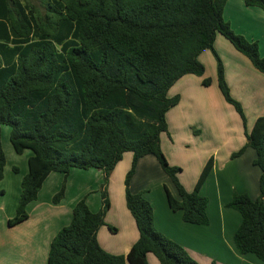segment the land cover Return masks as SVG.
I'll use <instances>...</instances> for the list:
<instances>
[{"label":"trees","instance_id":"1","mask_svg":"<svg viewBox=\"0 0 264 264\" xmlns=\"http://www.w3.org/2000/svg\"><path fill=\"white\" fill-rule=\"evenodd\" d=\"M25 1L0 0V129L10 128L9 142L17 155L31 153L15 215L7 225L26 220V207L49 174L64 175L51 200L56 204L70 169L102 170L106 180L130 152L124 202L138 233L136 242L125 256L110 255L98 246L96 233L109 207L103 185L100 211L91 213L85 199L79 200L69 224L51 241L47 264H148L147 254L159 264H197L154 229L150 204L142 193H130L129 181L138 159L152 155L179 197L175 200L164 188L169 209L180 211L185 223L208 224L207 200L199 190L211 172L212 158L187 193L176 178L180 169L170 167L160 150L159 136L167 131L165 114L178 103V96L168 98L167 92L185 75L202 76L197 57L210 50L217 62L218 89L245 128L213 42L221 35L264 74L257 43L235 34L223 19L226 0H54L59 8L48 6L56 19H37L40 23L27 15ZM243 4L264 12V0ZM209 83L202 81L204 86ZM244 134L245 145L231 158L247 147L254 150L259 194L251 200L235 193L225 207L241 217L233 235L237 253L252 254L264 263V116ZM4 167L0 142V181Z\"/></svg>","mask_w":264,"mask_h":264},{"label":"crops","instance_id":"2","mask_svg":"<svg viewBox=\"0 0 264 264\" xmlns=\"http://www.w3.org/2000/svg\"><path fill=\"white\" fill-rule=\"evenodd\" d=\"M223 19L229 23L235 34L247 41L256 42L259 55L264 59V12L257 8H246L243 0H226ZM213 51L226 70L223 75L233 99L242 107L245 128L230 105L223 102L220 91L217 90L215 74H209L208 87L201 86V78L185 75L173 84L174 89L168 91L170 93L171 90H176L178 93L176 96L179 101L173 108L179 109L181 116L189 113L194 115L198 111L211 119V122L205 123L199 117L197 124L190 123L197 126L200 134H190L188 129L186 140H173L175 145L172 146L176 152L181 153L179 150L182 147L194 148L188 155H183L184 160L174 157V163L169 162L172 166L180 167L178 183L185 192L190 193L205 162L212 158L211 172L199 190V194L207 200L205 213L208 224L201 226L185 223L180 211L173 212L169 209L164 188L175 200H179V197L170 178L161 170L152 155L138 159L129 191L132 194L143 192V198L152 208L154 229L181 246L197 264H264L252 254L237 253L233 245V235L239 227L241 217L235 210L225 207L235 193L246 194L251 200H255L259 194L260 171L253 165L256 157L254 150L247 147L240 156L231 158V155L245 145L244 131L249 133L255 120L264 116V74L258 72L221 35L215 36ZM211 53L204 50L197 60L203 66L204 63H209L214 71L215 61ZM205 69L203 67V77H207ZM208 110L211 112L208 113ZM221 110L226 115L224 123L220 121ZM171 111L168 110L165 114L166 122L170 119ZM179 118L183 120L182 117ZM9 132L10 128L5 135L7 141ZM131 157L129 152L124 153L121 162L109 174V207L103 217L105 225L99 227L96 233L98 246L114 256H125L138 238L134 221L125 207L123 191L115 189L117 201L111 200L115 174L122 177L121 171L127 170ZM116 168L118 169L115 170ZM87 174L88 170L70 169L64 180L63 197L56 204L51 200L60 190L64 175L49 174L42 183L36 200L26 207V220L14 226H8L7 221L14 217L17 203L15 202L9 213L6 206L0 204V264H47L49 245L58 231L71 221L74 205L85 199L87 193L95 190L94 182L101 183L99 171L90 173V180L87 179ZM20 181L15 183L17 195L21 191ZM0 194L5 196L6 191L3 189ZM86 199L89 211L96 213L100 208L97 200L89 196ZM146 260L148 264H159L151 254L146 255Z\"/></svg>","mask_w":264,"mask_h":264},{"label":"rangeland","instance_id":"3","mask_svg":"<svg viewBox=\"0 0 264 264\" xmlns=\"http://www.w3.org/2000/svg\"><path fill=\"white\" fill-rule=\"evenodd\" d=\"M57 3H59V2H57ZM22 4L26 6L27 15L31 14L32 17L38 23H40V22L37 19H40L42 21H45L47 18L50 21H53V20L56 19V16L52 14V11H51L50 7L48 6V4L50 6L56 7V9L59 8V7L56 6L54 0H51V2L46 1V0H26ZM208 51H210V50H208ZM210 53H211V51H210ZM211 55H212L211 57H213L212 59L215 61L214 71H213V68L211 67V65H209V63L206 62L207 65L204 63V66H203L198 61L201 64L202 67H204V68L206 67L205 75L207 77H203V75L202 76H196L198 78H201V86L202 87H208L210 85V84H208V85L204 86L202 84V81L204 79H208L209 74L210 75L211 74H215L216 82H217V66H216L217 62H216L214 54L211 53ZM225 71L226 70L223 67V74H224ZM203 74H204V72H203ZM226 86H227V84H226ZM172 88L174 89V87H171L170 89H172ZM227 88H228V92H229L230 98L233 99L229 86H227ZM217 90H218V86H217ZM176 95H178L176 90H171V92L169 94H167V97L168 98H173ZM222 99H223V102L228 105V103L225 101L223 96H222ZM178 101H179V98H178ZM230 107H231V109H233L234 113L237 114L236 111L234 110V108L231 105H230ZM207 108H210V107L207 106ZM172 109H171L172 111L169 109V111H171V113L169 114L170 115L169 121L166 122L167 131H166V133H161L162 135L159 138V146H160L161 153L163 154L167 164L170 167H177V168L180 169V167H178V165L172 166V165L169 164V162L170 163H174V161H173L174 157H178V159L184 160L183 159V155L186 156L189 153H191V150L194 147H192V148L182 147V149L179 150L181 153H179V152H176L174 150L173 146H172L173 144L175 145V142H173V140L175 141V139H176L178 141L179 138H181V142L183 140H186L185 136H186V131H188V129H189V133L190 134H193V135L194 134L195 135L196 134H200L197 131V128H196L197 126H195L194 124H190V123L195 122V124H197L199 117H202L204 119L205 123L206 122H211V119L206 114H203L202 112L200 113V112L196 111L197 114L194 112V115L189 113V114H187V116H186V114L181 116L179 109H177V110L174 109V108H172ZM209 112H211V110H208V113ZM179 116L182 117L183 120H181V118H179ZM225 116H226L225 113H223L222 110H221V112H220V121H221V123H224V117ZM188 124H190V125L188 126ZM7 130H9V128L7 126H3L2 129H1V148H2L3 154L5 156V168H4L5 174L3 176V179L0 181V192H1V190L4 189L6 191V195L4 196V195L0 194V204L5 205L6 209H7V212L9 213V210L13 207V205H15V202L16 203L18 202L19 195H20V193H19V195H17V193H18L17 190H16L17 189V184H15V183L18 180H22L23 176L26 175V173H27V159L29 158L31 153H30V151L26 150L27 152L24 151L23 154L17 155L13 151V149L11 147V144L9 142V139L7 141V139L5 138ZM7 138H9V136ZM171 142H173V143H171ZM28 153H30V155ZM27 154L29 155L28 157H27ZM130 154L132 156V153H130ZM131 165H132V157H131V160H130V163H129V167L127 168V170L126 171H123V170L121 171L122 172V177H120V175H117V173L115 174L114 181H113V191H111V194H112L111 195V200H112V202H116L117 201V192L114 191L115 189L123 191V194L125 193L124 181H125V177H126L127 173L131 169ZM158 165H159V163H158ZM159 167L161 168L160 165H159ZM117 169L118 168H116L115 170H117ZM161 170H162V168H161ZM97 171H99L101 173V178H100L101 183L94 182L95 190L90 191L89 193H87L86 196H89V197L94 198V199L97 200L98 205L100 206V208L98 207L99 209L97 210V212H99L100 209H101V206H102L101 191H102V186L103 185H104L103 191L106 194L107 200L109 201V198H108L109 196L107 194V184H108V178L110 176L109 174H111V172H109L108 178L105 180V175H104L102 170H88L87 179L90 180V178H91V176L89 175L90 173H97ZM179 173H180V171H179ZM179 173L176 174V178H177ZM133 175H134V173H133ZM132 177H131V179H132ZM131 179H130V181H131ZM130 181H129V184H130ZM15 185H16V189H15ZM19 188H20V185H19ZM128 188H129V186H128ZM86 196H85V199H86ZM90 204L93 205L92 203H90ZM16 206H17V204H16ZM15 210H16V208H15ZM104 216H105V213H104ZM3 225H4V223H3ZM103 225H105V224H103ZM0 228H1V218H0Z\"/></svg>","mask_w":264,"mask_h":264}]
</instances>
